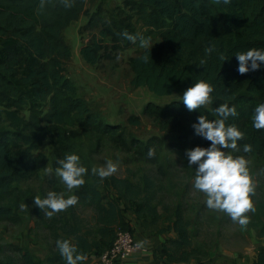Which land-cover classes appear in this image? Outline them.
I'll list each match as a JSON object with an SVG mask.
<instances>
[{
	"label": "trees",
	"instance_id": "1",
	"mask_svg": "<svg viewBox=\"0 0 264 264\" xmlns=\"http://www.w3.org/2000/svg\"><path fill=\"white\" fill-rule=\"evenodd\" d=\"M90 1L73 0L72 7L66 8L61 0H44L43 7L41 0H0V217L11 222L21 219L18 210L26 199L18 183L47 166L48 155L43 151L46 143L55 155L53 168L65 154H78L71 132L76 126L105 137L137 159L158 163L164 148L181 154L198 144L208 146L210 141L195 134L192 125L200 115L214 119L215 108L228 103L237 108V115L228 122L245 133L238 141L241 151H230L246 158L264 155V128L252 126L254 108L264 103V66L240 74L235 56L239 50L264 48V0H123L126 12L108 19L102 14L101 0L93 11L87 8ZM83 15L88 16L84 27L98 29L101 36L82 46L87 63L97 64L109 57L103 38H110L115 48L139 44L123 38L120 33L124 30L158 37L149 49L142 48L130 58L134 73L131 84L168 95L205 79L214 86L211 108L203 105L189 111L182 101L166 105L148 102L144 114L165 134L146 141L128 133L125 125L104 121L101 113L79 94L65 69L72 48L64 31ZM210 42H215L217 50L206 53ZM221 53L225 60L220 58ZM145 54L149 57L146 61L142 59ZM128 123L140 125L141 117L132 114ZM170 135L174 140H167ZM245 143L253 146L250 152L242 151ZM149 148L155 149L152 157L147 155ZM111 179L104 190L87 180L76 190L78 201L94 208L93 222L81 219L73 205L51 218L40 215L52 238L49 254L38 258L30 249L20 248V264H66L56 245L60 238L69 239L87 258L101 256L112 246L119 229L132 232L123 215L127 208L122 205V194L135 192L136 185L127 178ZM112 187L122 194L105 196ZM131 201L145 221L151 219L153 225L177 233L178 237L163 249L168 257L194 264H234L200 258L199 250L192 246L189 222L183 213L160 224L156 208ZM0 264L19 263L0 255ZM251 264H264V246L254 254Z\"/></svg>",
	"mask_w": 264,
	"mask_h": 264
},
{
	"label": "rangeland",
	"instance_id": "2",
	"mask_svg": "<svg viewBox=\"0 0 264 264\" xmlns=\"http://www.w3.org/2000/svg\"><path fill=\"white\" fill-rule=\"evenodd\" d=\"M98 1L92 0L90 3L93 6ZM100 4L106 19L126 12L123 0H101ZM87 20L88 16L83 15L64 31L65 40L72 48V57L65 64L66 74L76 84L79 94L87 99L93 110L101 113L104 121L125 125L128 133L142 140L165 134L152 118L144 114V107L148 102L166 105L171 101H182L184 91L158 95L145 86L137 88L131 84L134 73L129 60L142 49L138 43L128 48H115L110 38H103L109 57L100 59L97 64L87 63L81 54L82 46L101 38L98 29L84 27ZM158 41V37L150 38L149 45ZM211 104L212 99L204 106L211 108ZM132 114L141 117L140 125L128 123ZM71 132L81 163L88 168L85 180L95 183L100 190H104L107 181L112 182V176L130 179L136 185L135 192L122 194L112 187V192L105 191V196L125 195L122 205L126 208H132L131 200L149 203L158 211L160 224L168 222V217L175 218L178 212L183 213L189 222L192 246L199 250L200 258L211 257L220 262L226 260L234 264H251L254 254L264 242V155L247 158L254 185L251 194L254 210L245 213L249 223L241 226L227 213L206 206L205 194L193 187L195 168L187 165L185 153L164 148L158 163H150L137 159L134 154L116 147L99 134L81 130L78 126L73 127ZM167 140H174L173 135ZM43 151L48 155L47 166L39 169L30 179L18 183L26 196L22 202L25 207L18 210L21 219L11 222L0 217V255L12 258L19 264L20 248L30 249L38 258H45L50 251L52 238L40 217L43 215L44 218L43 211L33 203L34 196L40 195L43 198L47 192L54 191L55 187L66 195H76V190L80 188L68 190L55 175L52 147L46 143ZM109 159L118 164L114 174L101 179L92 173L93 167L103 166ZM49 168L53 170L52 173L48 172ZM73 206L81 219L86 223L93 222L92 206L78 200Z\"/></svg>",
	"mask_w": 264,
	"mask_h": 264
},
{
	"label": "clouds",
	"instance_id": "3",
	"mask_svg": "<svg viewBox=\"0 0 264 264\" xmlns=\"http://www.w3.org/2000/svg\"><path fill=\"white\" fill-rule=\"evenodd\" d=\"M227 2V0H225ZM44 0H41L43 7ZM64 7H72L73 0H61ZM120 35L129 40L138 41L144 49H149L150 38L140 34H131L124 30ZM152 47V46H151ZM215 42H210L206 53L215 52ZM238 61L237 71L244 74L264 66V48L252 47L247 50L235 52ZM145 54L142 59H148ZM220 58L224 59L223 54ZM214 86L208 80L197 79L182 95L184 106L189 110L199 109L211 102ZM215 118L208 119L200 115L192 127L195 134L210 141L208 146L196 145L185 150L187 165L195 168L193 187L205 194V203L209 209L227 213L233 221L241 226L249 223V217L245 213L254 210L251 194L254 190L253 179L249 170V161L243 155H235L240 152L238 141L243 139L245 133L234 123H229V118L237 115L235 105L228 103L219 104L215 108ZM252 126L256 129L264 128V103L256 105L252 116ZM252 145L245 143L242 151L247 153L252 150ZM155 149L149 148L147 155L154 156ZM55 175H57L68 190L78 188L85 183V174L88 168L81 163L77 153L65 154L57 161ZM118 164L109 159L103 166L93 167L92 173L104 179L117 171ZM49 168L48 172L52 173ZM76 195H66L65 192L49 191L42 198L35 195L33 203L39 207L44 216L53 217L68 207L77 203ZM25 205L21 204V208ZM60 255L66 264H82L87 255L80 251L69 239L60 238L56 241Z\"/></svg>",
	"mask_w": 264,
	"mask_h": 264
},
{
	"label": "crops",
	"instance_id": "4",
	"mask_svg": "<svg viewBox=\"0 0 264 264\" xmlns=\"http://www.w3.org/2000/svg\"><path fill=\"white\" fill-rule=\"evenodd\" d=\"M90 2L87 4V8L93 11L97 6H90ZM125 219L129 222V226L132 229L135 241L139 247L130 255L122 258L116 264H194V261L184 262L176 261L173 258L168 257L163 253L165 246H170L171 242L178 237L177 233L172 229L161 228V226L153 225L151 219L145 221V218H141L133 208H127L123 211ZM264 238H262V241ZM264 246V242L262 245ZM220 262L219 260H215ZM86 264H101L100 256H93L87 258Z\"/></svg>",
	"mask_w": 264,
	"mask_h": 264
},
{
	"label": "built area",
	"instance_id": "5",
	"mask_svg": "<svg viewBox=\"0 0 264 264\" xmlns=\"http://www.w3.org/2000/svg\"><path fill=\"white\" fill-rule=\"evenodd\" d=\"M138 247L130 230L119 229L112 246L101 254V264H116L122 258L130 256Z\"/></svg>",
	"mask_w": 264,
	"mask_h": 264
}]
</instances>
